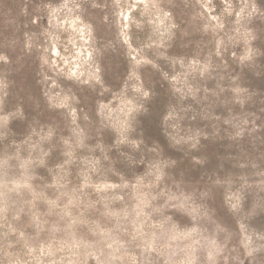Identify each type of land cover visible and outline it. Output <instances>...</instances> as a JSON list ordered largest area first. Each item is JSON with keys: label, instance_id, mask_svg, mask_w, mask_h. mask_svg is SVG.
Here are the masks:
<instances>
[{"label": "rangeland", "instance_id": "1", "mask_svg": "<svg viewBox=\"0 0 264 264\" xmlns=\"http://www.w3.org/2000/svg\"><path fill=\"white\" fill-rule=\"evenodd\" d=\"M0 264H264V0H0Z\"/></svg>", "mask_w": 264, "mask_h": 264}]
</instances>
